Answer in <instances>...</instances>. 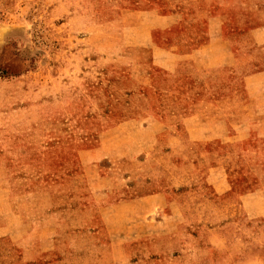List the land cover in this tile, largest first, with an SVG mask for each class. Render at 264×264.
Listing matches in <instances>:
<instances>
[{
	"label": "rangeland",
	"instance_id": "374dc122",
	"mask_svg": "<svg viewBox=\"0 0 264 264\" xmlns=\"http://www.w3.org/2000/svg\"><path fill=\"white\" fill-rule=\"evenodd\" d=\"M143 7L142 0H0L1 140L15 175L9 179L7 204L14 214L6 220L11 235L0 237V259L11 250L26 264L25 247L30 246L31 264L65 259L75 264H192L184 258L183 242L172 249L168 244L192 230L185 219L170 220L173 210L167 204L145 221L125 217L131 208L115 204L180 186L177 193H185L222 176L211 168L222 160L228 167L225 178H242L239 193H264V138L225 139L217 147L207 139L202 155L197 147L185 155L182 140L160 137L163 126L179 123L136 121L152 113L148 100L168 99L143 91L147 81L160 89L169 81L152 65L149 48L137 47L135 24L143 17L136 12ZM139 33L140 39L150 38ZM129 55L141 59L129 60ZM187 126L197 136L218 132L212 124ZM190 141L202 144L200 137ZM90 148L83 160L78 153ZM197 158L204 160L203 169L192 163ZM88 160H96L95 166L85 172ZM88 178L97 192L113 184L118 189L102 203L106 209L115 203L106 211L110 223L104 229ZM127 182L126 193L119 191ZM260 195L248 205L262 214L252 225L255 245L240 231L230 238L238 264H264ZM187 202L182 203L186 216L196 214ZM225 215L224 228L232 236L248 218L226 210Z\"/></svg>",
	"mask_w": 264,
	"mask_h": 264
},
{
	"label": "crops",
	"instance_id": "0c3cea01",
	"mask_svg": "<svg viewBox=\"0 0 264 264\" xmlns=\"http://www.w3.org/2000/svg\"><path fill=\"white\" fill-rule=\"evenodd\" d=\"M156 1L142 0L144 7L136 13L137 17L143 19L135 24V37L137 47L149 48L152 65L169 78L168 85L161 89L147 81L143 91L154 92L155 95L158 92V96L163 93L168 95V99L148 100L147 105L152 108V113L140 115L136 121L179 123L176 127L163 126L160 137L182 140L185 155L194 153V147L202 155L209 143L207 139L216 142L217 147L225 139H240L244 142L246 139L264 138V0ZM165 11L168 13H164ZM130 27L133 28V25ZM139 30L150 35L149 40L140 39ZM126 58L141 59L139 55H129ZM139 75L142 74L139 72ZM147 80L152 81L150 77ZM194 122L212 124L218 128V132L210 134L203 131L197 136L187 126ZM224 129L228 133H224ZM1 132L0 126V237H3L11 235L7 231L9 226L6 220L14 214L7 204L9 179L15 175L6 161V142L1 140ZM197 137L202 139V144L194 143L192 146L190 140ZM92 150H82L78 154L84 160L86 153H91ZM215 153L218 154L217 148ZM95 161L88 160L84 171L88 172L91 165L95 166ZM195 161L203 169L204 160L197 158L192 163ZM222 161H217L211 167L222 175L220 178L204 180L185 193H177L183 187L180 186L177 191H154L135 198H122L114 204L121 208H131L130 212L124 210L125 217L132 216L131 218L142 221L159 214L161 206L167 204L168 209L173 210L170 220L185 219L192 230L191 233L188 230L182 237H171L168 241L171 249L181 246L183 242L187 249L183 251L184 258L190 257L192 264H238L233 254L231 255L230 241L233 237H238L236 233L240 231V235H247L246 238L250 240L247 243L255 245L256 240L254 237L251 239V236L257 234V228L252 225L258 223L262 214H254L248 205L250 200L260 195V191L255 189L239 193L242 178H225L223 172L228 167L225 165L227 162ZM88 179L91 186L90 178ZM129 188L127 182L119 191L126 193ZM101 189L103 188L97 192L96 185L90 188L92 201L98 203L96 211L104 229L110 223L106 218V211L112 209L114 204L106 209L102 203L106 201V197L118 192V189L115 190L114 184L108 190ZM183 199L195 207L196 214L186 216L182 205L186 200ZM172 208H176L178 212ZM225 210L235 216H248L233 236L226 232L228 227L224 228L223 220L227 217ZM25 251L24 261L31 264L35 260L33 249L27 246ZM1 257L3 259H0V264H21L16 252L11 250ZM50 264L75 263L65 259Z\"/></svg>",
	"mask_w": 264,
	"mask_h": 264
}]
</instances>
